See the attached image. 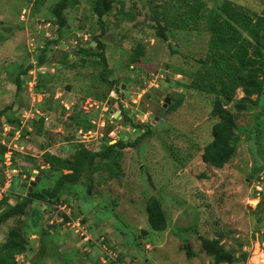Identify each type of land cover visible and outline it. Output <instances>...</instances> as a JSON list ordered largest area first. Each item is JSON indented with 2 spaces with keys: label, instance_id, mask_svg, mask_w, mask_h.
<instances>
[{
  "label": "rangeland",
  "instance_id": "374dc122",
  "mask_svg": "<svg viewBox=\"0 0 264 264\" xmlns=\"http://www.w3.org/2000/svg\"><path fill=\"white\" fill-rule=\"evenodd\" d=\"M29 1L0 0V182L12 177L17 189L9 182L7 193L25 196L34 187L54 184L45 177L30 188L47 167L42 165L45 150L70 156L79 144L94 150L118 139L135 144L125 148L121 177L96 170L93 183L83 177L58 200H35L0 226V243L15 226L29 237L17 264H213L204 238L221 237L229 257L241 256L255 240L263 242L264 91L255 106L242 112L229 105L236 115V151L216 168L202 157L219 120L211 113L214 95L186 88L190 79L177 72L199 68L194 58L206 55L209 33L176 29L168 30V40L161 38L154 7L160 11L165 0H125L132 18L117 14L120 4L115 2L102 25L92 0H76L65 11L70 30L60 37L51 13L57 0H47L36 15L30 11L35 0ZM207 1L210 6L216 2ZM234 1L264 12V0ZM95 35L105 45L96 49L105 59L79 52ZM56 39L51 64L38 68L37 54ZM138 44L144 45L145 55L130 64ZM106 66L110 73L104 82L100 72ZM38 71L50 75L43 94L35 86ZM243 94L239 89L237 99ZM167 96L170 102L164 107ZM179 100L180 106L171 109ZM77 111L95 121L86 136L70 119ZM122 111L142 127L124 122ZM42 115L44 129L38 134L36 121ZM12 116L19 123L11 124ZM15 144L23 150H16L7 165L1 146ZM153 196L166 211L165 230L151 227L147 204Z\"/></svg>",
  "mask_w": 264,
  "mask_h": 264
},
{
  "label": "trees",
  "instance_id": "16d2710c",
  "mask_svg": "<svg viewBox=\"0 0 264 264\" xmlns=\"http://www.w3.org/2000/svg\"><path fill=\"white\" fill-rule=\"evenodd\" d=\"M28 1L26 0L27 3L30 2ZM46 1L35 0L30 11L36 15L40 12V6H43L42 4ZM215 1V4L210 6L207 0H165L163 5H158L159 8L162 6V9L158 11L154 7V11L157 17L158 35L164 40H168V30H203L209 33L206 55L194 58L199 63V68L195 70L178 69L180 71L177 72L183 73L190 79L188 83L183 84L186 88L214 95L211 113L219 117V120L212 127L213 138L205 145L202 157L210 165L222 168L235 155L238 139L235 133L236 115L229 105L233 104L237 111L242 112L246 108L255 106L258 102L257 97L264 91V12H258L234 0ZM77 2L76 0H57L51 6V13L58 25L57 31L60 37L70 30L65 11L71 6H76ZM115 2L120 4L117 14L131 18L134 16V13L125 11V0H92L93 12L101 25L105 23L104 17L111 12ZM92 41L96 42L95 46L91 45ZM92 41L88 47L81 48L79 52L105 59L103 51H96L99 47L102 49L105 47L99 35H95ZM57 42L58 39L48 41L41 53L37 54L36 66L38 68L48 67L51 64L49 55L54 51L51 48ZM171 52L176 53L177 51L172 49ZM144 55V45L138 44L134 53L130 55L129 63L138 61ZM84 61L85 57L82 62ZM30 66L33 67V63ZM27 68L22 70L23 74L27 73ZM109 73L110 69L106 66L100 72L101 80L106 82L109 79ZM38 75L39 80L35 85L38 91H36L42 93L50 75L47 71H38ZM20 76H18V86H20ZM111 83L114 82L111 81ZM109 89L112 90V88ZM239 89L244 94L237 99L236 94ZM107 93L100 98L104 99ZM181 102V100L177 101L170 108H178ZM122 115L124 122L132 123L134 127H142L134 123L125 111H122ZM14 119L16 122H13ZM70 119L75 120V123L81 125L86 131L94 126L90 118L81 117L80 111H77ZM8 121L13 125L19 123V119L13 116L8 117ZM36 123L38 134H41L44 129L45 116L42 115ZM106 128L107 132L112 130L111 126ZM26 132L25 130L22 135L26 136ZM10 134L12 135L11 132ZM134 144L118 139L115 143L107 141L98 150L89 148L85 144H79L70 156H62L48 150L43 151L42 165L47 167L43 169L45 167L41 168L39 165L44 173L37 176H41V182L46 179L45 177L50 178L55 181L54 184L40 190L34 187L25 196H17L14 192L15 195L6 193L0 200V226L11 217L23 214L28 205L35 200L48 202L58 200L70 185L79 182L83 177H87L89 184L93 183L92 175L96 170L108 172L110 177H121L125 148ZM9 150H12L14 154L17 149L2 145L1 155L5 156ZM3 174H5L4 169ZM11 182V188L17 191L14 189L13 179ZM13 196L17 199L14 204H11L9 200ZM149 200L147 212L151 227L154 230L167 229L168 217L161 201L154 196ZM261 205H264V198L260 201ZM262 213L264 217V210ZM40 233L46 235L48 231L43 230ZM28 239L23 227L12 228L6 241L0 243V264H17V255L25 252ZM203 246L213 257V264L222 262L233 264L236 259L243 261L238 253L229 257L230 253L221 242V237L204 238ZM242 246L244 247L245 244H241V248ZM189 253L192 254L191 251Z\"/></svg>",
  "mask_w": 264,
  "mask_h": 264
},
{
  "label": "built area",
  "instance_id": "2783aa9c",
  "mask_svg": "<svg viewBox=\"0 0 264 264\" xmlns=\"http://www.w3.org/2000/svg\"><path fill=\"white\" fill-rule=\"evenodd\" d=\"M97 102H95L94 104H96ZM65 106L69 109V107L67 106V104H65ZM96 107H98V105H96ZM108 108V106H106V109ZM91 122L93 124H95V121L91 120ZM100 125L102 126V121L100 122ZM92 129H89L87 131H83L82 129H80V133H82L83 136H86L87 133H91ZM94 131V130H93ZM14 149L16 150H23V146L18 147L16 144L14 145ZM13 156V152L12 150H9L5 156H4V163L9 165L10 164V160ZM13 172V175H15V169L11 170ZM7 178V172L5 173V179ZM7 181V182H6ZM6 181H2L0 182V200L3 196H5V194L7 193L8 189H5V187L7 186V184L12 181V177L7 179ZM78 231V229H77ZM263 242H261L260 240H255L252 243V246H249V249H246V258L247 263L246 264H264V239H262ZM248 248V247H247ZM246 261V260H244Z\"/></svg>",
  "mask_w": 264,
  "mask_h": 264
},
{
  "label": "water",
  "instance_id": "95a60500",
  "mask_svg": "<svg viewBox=\"0 0 264 264\" xmlns=\"http://www.w3.org/2000/svg\"><path fill=\"white\" fill-rule=\"evenodd\" d=\"M92 44H95V42L93 41ZM45 70H46V69H45ZM169 102H170V100H169V96H167V97L165 98V101H164V104H163L164 107H166V106L168 105ZM13 129H14V128H13ZM40 179H41V176H37V177L35 178V180H32V181H31L30 188L34 187ZM141 233H142V234H146V232H145L144 230H142ZM241 258H242L243 260H245V258H246V252H243V253H242Z\"/></svg>",
  "mask_w": 264,
  "mask_h": 264
},
{
  "label": "clouds",
  "instance_id": "9594fccd",
  "mask_svg": "<svg viewBox=\"0 0 264 264\" xmlns=\"http://www.w3.org/2000/svg\"><path fill=\"white\" fill-rule=\"evenodd\" d=\"M42 68V67H41ZM43 94V93H42ZM65 108H67L66 106H65ZM68 109V108H67ZM94 125V124H93ZM82 129V128H81ZM80 130V129H79ZM83 131H84V129H82ZM82 134V133H81Z\"/></svg>",
  "mask_w": 264,
  "mask_h": 264
}]
</instances>
